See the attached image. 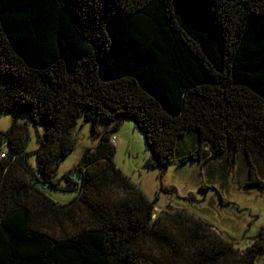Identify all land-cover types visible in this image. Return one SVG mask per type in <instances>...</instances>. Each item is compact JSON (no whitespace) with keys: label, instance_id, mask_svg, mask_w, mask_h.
Wrapping results in <instances>:
<instances>
[{"label":"trees","instance_id":"trees-1","mask_svg":"<svg viewBox=\"0 0 264 264\" xmlns=\"http://www.w3.org/2000/svg\"><path fill=\"white\" fill-rule=\"evenodd\" d=\"M6 114L0 264H254L264 253V229L239 250L189 213L155 214L111 142L128 119L148 170L238 151L264 161V0H0ZM22 115L41 127L31 153ZM79 118L97 144L78 181L57 178ZM247 185L264 194L251 165ZM46 187L75 196L60 204Z\"/></svg>","mask_w":264,"mask_h":264},{"label":"rangeland","instance_id":"rangeland-1","mask_svg":"<svg viewBox=\"0 0 264 264\" xmlns=\"http://www.w3.org/2000/svg\"><path fill=\"white\" fill-rule=\"evenodd\" d=\"M10 115H0V131L10 126ZM19 123L26 122L28 140L25 151L31 153L38 147L36 132L41 127L32 125L22 115ZM99 131L104 126L98 127ZM74 140L72 151L60 162L56 177L69 173L74 181L79 175L74 171L83 152L97 144V138L90 136L89 124L79 118L71 130ZM115 148L114 165L149 200H155L154 212L184 211L212 225L215 231L230 241L235 248L244 249L253 238L264 229V194L255 187L247 185L248 170L251 165L256 176L264 181V161L256 154L249 158L242 152H236L233 162L227 157L212 159L206 163L188 162L182 166L168 164L163 171L148 170L145 162L149 154L142 134L133 127L130 120H123L113 133ZM28 164L39 177L34 154L29 155ZM61 186L64 183L61 182ZM44 193L53 201L65 204L71 201L75 193L71 191L44 188ZM254 264H264V253L256 258Z\"/></svg>","mask_w":264,"mask_h":264},{"label":"built area","instance_id":"built-area-1","mask_svg":"<svg viewBox=\"0 0 264 264\" xmlns=\"http://www.w3.org/2000/svg\"><path fill=\"white\" fill-rule=\"evenodd\" d=\"M113 139H114V137L112 136L111 137V142H112V144H113ZM4 157V153H0V158H3Z\"/></svg>","mask_w":264,"mask_h":264}]
</instances>
